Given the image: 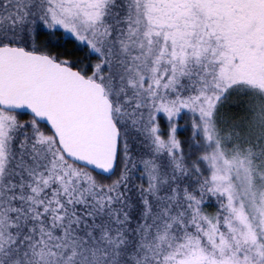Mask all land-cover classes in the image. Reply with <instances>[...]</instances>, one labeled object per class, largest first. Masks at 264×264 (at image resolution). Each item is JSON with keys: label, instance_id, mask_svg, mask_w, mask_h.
Segmentation results:
<instances>
[{"label": "snow or ice", "instance_id": "1", "mask_svg": "<svg viewBox=\"0 0 264 264\" xmlns=\"http://www.w3.org/2000/svg\"><path fill=\"white\" fill-rule=\"evenodd\" d=\"M0 264H264V0H0Z\"/></svg>", "mask_w": 264, "mask_h": 264}]
</instances>
